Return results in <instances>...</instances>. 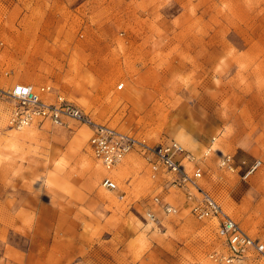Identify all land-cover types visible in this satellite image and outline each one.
<instances>
[{
    "label": "rangeland",
    "instance_id": "1",
    "mask_svg": "<svg viewBox=\"0 0 264 264\" xmlns=\"http://www.w3.org/2000/svg\"><path fill=\"white\" fill-rule=\"evenodd\" d=\"M108 1L94 28L75 15L68 38L66 23L33 29L20 15L34 0H0L2 82L48 83L94 121L150 144L177 140L199 158V185L264 242V0ZM8 110L0 101V264H216V220L192 215L167 174L136 152L105 171L87 125L14 129ZM219 151L245 164L227 171ZM106 175L116 189L101 185Z\"/></svg>",
    "mask_w": 264,
    "mask_h": 264
},
{
    "label": "built area",
    "instance_id": "2",
    "mask_svg": "<svg viewBox=\"0 0 264 264\" xmlns=\"http://www.w3.org/2000/svg\"><path fill=\"white\" fill-rule=\"evenodd\" d=\"M2 42L0 40V46ZM0 72V101L9 105L6 117L7 126L22 129L30 125L65 126L69 121L85 124L91 134L88 144L93 155L106 169L120 163L128 154L138 153L153 171H162L168 175L170 186L186 189L191 200L190 213L198 219L216 220V234L220 239V248L212 251L209 258L216 264H242L252 258L264 259V242L248 234L220 203L205 189L198 180L204 170L194 152L186 149L174 139L150 144L134 133L124 132L107 123L94 121L91 116L75 103L68 100L53 85L35 84L16 81L12 84L2 82ZM7 72H5V75ZM124 83L116 85L123 88ZM218 166L230 171H237L245 161L236 163L233 154L218 152ZM261 161L256 159L246 165L243 177L255 171ZM101 185L109 190L117 188L116 182L104 176ZM153 204L164 214H173L177 208L158 196L152 198ZM146 216L157 219L153 209L146 211Z\"/></svg>",
    "mask_w": 264,
    "mask_h": 264
},
{
    "label": "crops",
    "instance_id": "3",
    "mask_svg": "<svg viewBox=\"0 0 264 264\" xmlns=\"http://www.w3.org/2000/svg\"><path fill=\"white\" fill-rule=\"evenodd\" d=\"M52 0H34L28 11H23L20 15H33V29L53 30L57 25L66 23L64 37H71L68 32L74 24V16L78 17L77 26L82 30L93 27L91 17L96 15L109 4V1L101 3L100 0H59L60 9L51 8ZM22 17L19 16V21ZM80 20V21H79ZM94 28V27H93ZM44 37V36H43Z\"/></svg>",
    "mask_w": 264,
    "mask_h": 264
},
{
    "label": "bare ground",
    "instance_id": "4",
    "mask_svg": "<svg viewBox=\"0 0 264 264\" xmlns=\"http://www.w3.org/2000/svg\"><path fill=\"white\" fill-rule=\"evenodd\" d=\"M26 127H28V126H26ZM25 128V127H24ZM23 129V128H22ZM92 166V165H91ZM94 167V166H93ZM104 168V167H103ZM90 169H91V167H90ZM104 170L106 171V170H111V169H106V168H104ZM92 171L94 172V173H97V172H100V170H99V167H94V169H92ZM102 171V170H101ZM109 175V174H108Z\"/></svg>",
    "mask_w": 264,
    "mask_h": 264
}]
</instances>
